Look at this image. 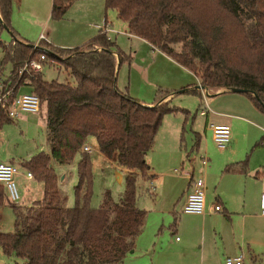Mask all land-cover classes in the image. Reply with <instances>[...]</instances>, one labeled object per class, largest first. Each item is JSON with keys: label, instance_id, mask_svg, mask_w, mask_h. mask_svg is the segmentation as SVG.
I'll return each mask as SVG.
<instances>
[{"label": "trees", "instance_id": "1", "mask_svg": "<svg viewBox=\"0 0 264 264\" xmlns=\"http://www.w3.org/2000/svg\"><path fill=\"white\" fill-rule=\"evenodd\" d=\"M70 4L71 0H54L52 18H62ZM11 5L12 0H0V34L5 30L11 35L7 44L0 40V66L11 64L3 84L10 87L17 81L15 93L26 88L37 95L49 151L10 161L31 172L43 192L40 199L23 204L9 201L0 185V205L7 203L14 218V231L0 232V247L25 264H123L147 214L137 206L136 186L138 174L146 171L145 155L166 114L182 113V140L190 113L169 101L145 105L129 95L128 87L119 90L118 68L130 63L132 56L106 34L75 48L55 47L44 40L28 42L10 24ZM104 5L127 24L129 34L192 72L205 89H244L264 112V0H104ZM40 54L58 61L73 82L47 81L42 72L19 75L24 62ZM181 90L199 93L197 86ZM12 121L0 111V129ZM90 136L101 153L128 169L121 198L115 201L105 190L98 207L91 206V158L81 149ZM262 144L263 139L258 140L254 147ZM76 155L75 202L68 207L51 163L69 164ZM237 165L223 170H235Z\"/></svg>", "mask_w": 264, "mask_h": 264}, {"label": "crops", "instance_id": "2", "mask_svg": "<svg viewBox=\"0 0 264 264\" xmlns=\"http://www.w3.org/2000/svg\"><path fill=\"white\" fill-rule=\"evenodd\" d=\"M53 3L54 0H12L10 18L12 28L28 42L37 43L39 40H44L50 45L60 48L79 47L99 33L106 34L111 40H117L119 34H124L134 39L133 43L142 49L139 50L140 54L137 52L134 54V58L138 59L139 56L141 58L133 60V62L139 61L141 64L138 65L139 68H146V72H148L150 66L155 62H159L160 65L161 63L169 64L170 72L175 73V76L171 77L172 82L168 84L170 88L185 87L188 83L194 82L200 85L198 78L192 72L151 46L144 39L129 34L127 24L116 17L114 10L105 8L104 0H71V4L60 19H54L51 16ZM105 25H108L107 31H105ZM2 34H7L4 35L7 44L11 35L7 31ZM2 54L1 50L0 55L2 56ZM2 67H6V65ZM162 67L164 68V66ZM2 73L1 70L0 77L4 81L10 71L7 76H3ZM192 78L194 81L189 82L193 80ZM135 79L138 85L146 83L144 86L148 88L153 85L143 76L140 79ZM131 80L129 77L130 84L128 86L125 84L119 86L120 89L123 87L121 91H125L126 87L128 90L130 87L131 90ZM198 91L197 95L201 98L202 91L199 88ZM182 92L181 90L178 93ZM206 92L207 94L215 92L218 95L210 99V107L214 110L212 109V113L210 112L213 115L205 116V139L207 135H210L213 141L211 124H225L230 127V142L224 148H219L216 145L222 151L212 155V158L207 156L206 165L196 163L197 156L191 159L190 152H187L186 149L187 125H185L181 140L183 120L177 117L166 119L164 117L155 136L153 147L145 155L146 171L139 173L138 176L141 175L151 181L147 190L150 195L156 196V200H159L161 196L156 194L157 191L164 190L165 192L170 189V193H173L170 196V198L174 197L175 201L173 209L159 212L160 216L165 212L168 214L170 212L173 216L171 223L168 220V227L164 223L159 226L163 227L162 230L168 229L172 234H175L174 240L167 246L168 252L165 253V259L169 258L170 264H174L177 259L180 261L178 264H215L216 261L218 264H223L222 261L226 257L240 254L243 255V264H257V261L263 262L264 260V215L261 212L264 207V203H262V198H264V112L252 103L245 92L211 91L208 89ZM174 98L176 95L171 93L161 97L158 101L150 102L146 98H142L141 101L136 99L145 105H152L162 101L171 103ZM191 119L193 121L194 117ZM193 134L194 144L190 151H196L198 155L199 153L205 155L206 147L200 146L201 133L193 132ZM261 139H263V144L254 147V144ZM86 143L90 147L97 145L92 136L86 139ZM98 152L101 156L114 160L113 165L118 179L122 178L121 174L128 173V169L117 165L115 157H108L99 150ZM203 154H200L199 158ZM89 155L91 158V152ZM184 158L188 160L185 161ZM14 159V157H8L7 162ZM245 159L247 162L245 165H241ZM234 163H238L235 170L229 172L223 170L226 165ZM15 164L18 165L17 162ZM51 164L56 171V163L52 162ZM23 177L25 178L24 175ZM197 178H201L205 185L204 212L202 214L183 213L182 205L186 194L192 181ZM24 187L25 185L22 184L23 198L26 192ZM139 200L140 196L137 198V206L144 209L139 205ZM177 205L180 207L175 211ZM215 205H220L221 210L215 211ZM148 215L147 212L142 231L136 238L135 247L128 255L134 254L137 248L144 252L148 250V247L139 243L147 227ZM167 216L170 219V214ZM152 221L155 222L154 219ZM161 233L158 236L157 230L156 236L157 242L161 241V245H163L164 242L161 238L165 232L161 231Z\"/></svg>", "mask_w": 264, "mask_h": 264}, {"label": "rangeland", "instance_id": "3", "mask_svg": "<svg viewBox=\"0 0 264 264\" xmlns=\"http://www.w3.org/2000/svg\"><path fill=\"white\" fill-rule=\"evenodd\" d=\"M3 32L5 33V31L3 30L1 32L0 40L2 42H5L4 35L7 34H2ZM115 41L124 53L132 56V60L130 63L125 61L118 68V89H120L119 86H123L122 84L128 86L130 84L129 77H131V90L129 87V90L127 89L128 93L131 97H134L135 99L137 98L140 101L143 100L142 98H146L150 102L158 101L161 97L165 96L166 92H173L176 95V98H174L170 104L180 108H184L190 112V120H188L186 124L187 130L185 132V144L187 152H190L189 156L191 157V159L197 156L196 163L198 162L201 164L203 156L212 158V155L222 151L217 148L216 144L211 140L210 135H207V138L205 139L204 129L206 125V117L201 116L198 112L199 105L202 107V104L200 103L201 98H199L197 94H193L190 92L178 93L181 91L182 87L170 88L168 86V84L172 82L171 77L175 76V73L170 72L171 66H168L169 64L164 63H161L160 65L159 62H155L152 66H150V70L146 72V68L141 69L138 67V65L140 64L139 61L133 62V60H139V58H141V56H139L138 59L134 58V54L136 52L140 54L139 50H142L137 44L133 43V41L135 40L125 36L124 34H119L118 39ZM1 50L2 48L0 47V52ZM1 57L2 56L0 55V59ZM56 62L57 63L48 65L43 69V78L47 81H50L52 79L65 81L67 79L70 82H73V79L67 75L64 69L60 68L58 61ZM162 66H164V68ZM0 67V72L2 70L3 76H7L9 71L11 70V64L8 63L6 64V67ZM142 76L144 78H147L153 85L149 86V88L147 86H144L146 83H141L138 85V82L135 78L140 79ZM193 81L194 79L189 82ZM188 85H190L191 87H196L198 86V83H188ZM120 90H123V87H121ZM19 92H27V89L20 88ZM207 95L208 96H205V98L209 102L208 106L210 107V99L218 94H215V92H211ZM210 108L211 110L213 109L212 107ZM211 113H209V115H213ZM164 117L165 119L168 117H177L178 119L184 120V117L180 111L170 114L168 113ZM192 117H194L193 121L191 119ZM193 132L201 133L202 141L200 146H205L207 150V153L205 152V155L203 153H199V155L203 154L201 158H199V155L196 154V151H190L191 146H193L194 144ZM91 148V165L93 173V194L91 198V206L98 207L100 205L103 198V192L105 190H109L112 198L115 201H118L123 194L125 175L121 174L122 178L118 179L116 177V170L113 165L114 160H110L104 156H101L98 152L99 149L97 145ZM47 150H49L47 143V130L44 118L40 113L25 112L22 114V116L17 119H13L12 122L5 124L0 129V161H7L8 157H14V160L19 161L27 159L31 155L39 151ZM184 159L185 161L188 160L187 158ZM77 160L78 155H76L73 161L69 164H56V173L59 176V190L61 195L66 197L64 205L68 207L73 206L75 202L74 187L77 183ZM23 173H25L24 168L19 167V172L16 175V184L19 190V194L21 195L19 202L28 204L33 200H37L42 197L43 186L37 180H26L23 177ZM150 182L151 181L141 175H139L136 179L137 198L138 196H140L139 205L146 209L149 214L147 227L142 237L140 238L139 243L144 244L145 247H148V250L144 252L140 251L137 248L134 254H130L125 257L123 264H170L168 260L169 258L165 259V253L168 252L167 246L171 241L174 240L175 234H172L170 231H168V229L162 230L163 227L159 226L164 223L165 226L168 227V222H172L173 216L172 213L169 212V219V216H167L169 214L167 212L161 214V216L159 212L168 209L171 211L173 209V202L175 201L174 197L170 198L171 194H173L170 193V189L165 192L163 190L161 191L162 193L157 191L156 194L161 196L159 200H156V196L150 195L147 190ZM22 184L25 185L24 189L26 191L24 198L22 197L21 193ZM178 207L180 206L177 205L175 211H177ZM152 219H154V223ZM157 230L158 236L162 234L161 231L165 232V234H163V237L161 238V240L164 242L163 245H161V241L157 242ZM13 231V214L8 204L4 203L0 205V232ZM224 260L222 261L223 264ZM179 262L180 261L177 259L174 264H178ZM0 264H25V260L15 256L14 254H4L0 247ZM215 264H218V261H216ZM257 264H264V260L263 262L257 261Z\"/></svg>", "mask_w": 264, "mask_h": 264}, {"label": "built area", "instance_id": "4", "mask_svg": "<svg viewBox=\"0 0 264 264\" xmlns=\"http://www.w3.org/2000/svg\"><path fill=\"white\" fill-rule=\"evenodd\" d=\"M108 25H105V31L108 30ZM57 63L55 60L47 58L45 54H40L36 58H28L22 67L19 69V75L24 72L40 73L48 65ZM3 79L0 77V111L11 119H17L22 113H38L40 109L39 98L36 94L31 92H14L17 84L15 81L10 87H5ZM202 91L201 104L198 107V112L202 116L208 115L212 112L208 106L205 98L207 92L205 88L199 87ZM212 139L219 148H224L231 140L230 127L225 124H211L210 125ZM85 152H91L92 148L85 142L82 146ZM202 165L207 164V157L203 156ZM19 172V165L7 161H0V185L3 186L6 198L11 202H19L21 195L16 184V175ZM27 180H32L31 172L25 170L23 173ZM264 203V198H262ZM205 207V185L201 178L192 181L191 187L186 194L182 205V212L188 214H202ZM215 211H220V205H215ZM262 214L264 215V207H262ZM224 264H243V255H236L226 257Z\"/></svg>", "mask_w": 264, "mask_h": 264}, {"label": "water", "instance_id": "5", "mask_svg": "<svg viewBox=\"0 0 264 264\" xmlns=\"http://www.w3.org/2000/svg\"><path fill=\"white\" fill-rule=\"evenodd\" d=\"M197 87L199 88V87H201V85H198ZM232 91H234V92H244V89L234 88V89H232Z\"/></svg>", "mask_w": 264, "mask_h": 264}]
</instances>
